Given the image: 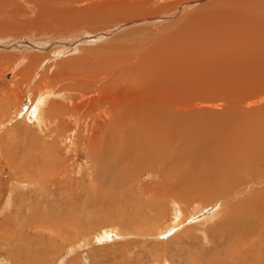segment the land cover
Segmentation results:
<instances>
[{
    "label": "rangeland",
    "instance_id": "obj_1",
    "mask_svg": "<svg viewBox=\"0 0 264 264\" xmlns=\"http://www.w3.org/2000/svg\"><path fill=\"white\" fill-rule=\"evenodd\" d=\"M73 1H78L77 5L73 4L77 15L91 17L81 26L95 27L91 28L96 32L111 30L108 36L99 35L90 46H111L115 38H120L125 50H140L137 60L128 63L133 66L123 70L125 81L120 89L127 91L128 98H135L133 94L141 92L140 89L150 88L157 93L168 89L175 123L192 129L208 128L212 121L222 124L225 117L214 113L224 112L228 107L237 108L247 112L248 120L251 118V132L246 135L250 132L251 138L254 135L257 140L264 141V118H256L264 115V28L255 23L261 15L259 10H263L255 4L263 5L260 2L264 0H251V6L243 0L247 4L244 7L248 6L246 10H242L241 0L231 1L232 6L230 2L227 6V0H220L224 4L218 0ZM236 1L242 3L238 4L241 9H237ZM24 3L17 2L21 6ZM181 5L182 10H177ZM25 6L23 11L32 8ZM231 8L236 10L228 16ZM249 8L253 10L251 19L248 15L249 19L243 18ZM207 10L214 12L206 14ZM172 12L174 14L169 15ZM255 12L258 15L254 17ZM218 14L223 15L221 21ZM100 17L106 19L104 23L99 22L104 21ZM191 21L193 23L189 24ZM208 21L210 26L216 25L209 27ZM232 22L238 26L233 27L234 36L228 37V31L225 33L219 27ZM2 29L0 35L10 36H15L14 32L19 30ZM248 29H251L249 50L244 45L245 39L250 38ZM223 35L234 43L244 42V48L234 43L223 47L220 42ZM6 48L7 45H0V62L9 60L0 63V264H264V221L255 225L248 246L235 251L227 230L220 225L225 212L219 216L217 211H211L214 204L222 203L225 209V202H238L231 209L234 211L231 218L235 220L242 210L241 214L247 213L251 195L264 188L262 149L254 147L251 150V155L252 152L256 155L252 165L247 155L238 160L243 166L224 182V186L234 183L235 187L230 191L232 198L228 199L212 201L211 198L208 202L204 199L206 194L219 189L213 185L217 183L216 174L197 178L196 172L191 171L192 176L184 178L187 174L174 173L171 169L161 171V166H142V169L141 163L130 165L128 171L126 168L113 170L115 176L126 171L123 186L107 187L109 179L101 173L104 166L92 152L96 147L92 151L87 147L90 138L74 120L70 123L75 133L70 129L66 133L63 126H56L54 122L41 129L24 119L32 97L29 93L34 86L32 82L55 60L44 63L37 73L31 74L26 72L28 69L19 71L27 64V60L20 61L21 54L25 53L18 54ZM209 48H214V52ZM46 51L38 52L44 54ZM154 52L157 54L153 55ZM18 59L19 65L10 69ZM136 62H140L139 67ZM31 77L25 87L24 83ZM18 85H22V90L17 89ZM12 88L16 92L19 90L18 97L11 95L12 100H7L5 93ZM51 98L52 93H49L44 103L47 105ZM135 101L128 102V109L138 108ZM238 126L243 127L242 124ZM104 133H100L102 144L106 142ZM236 161L227 159V162ZM223 170L221 167L216 173L225 175ZM199 181L209 186L195 193ZM256 215L261 221L258 213ZM109 229L111 233L104 238Z\"/></svg>",
    "mask_w": 264,
    "mask_h": 264
},
{
    "label": "bare ground",
    "instance_id": "obj_2",
    "mask_svg": "<svg viewBox=\"0 0 264 264\" xmlns=\"http://www.w3.org/2000/svg\"><path fill=\"white\" fill-rule=\"evenodd\" d=\"M18 1H23L25 2V5H31L32 8L23 11V8H26L27 6L24 4V6L18 5ZM223 1H228V4L225 3L227 6L230 2L229 6H232L231 1L235 0ZM241 1L243 2V0ZM245 1H248L250 3L249 6H251V0ZM77 2L78 1L73 0H0V15H7L6 17L0 16V30L2 27V30L19 29L14 32L16 33L15 36L5 34L0 35V45L5 44L7 45L6 49L16 50L17 53H25L24 55L21 54L20 61L27 60V64L23 67L21 66L22 68L19 71L28 69L29 71L26 72L33 74L41 68V65H44V63L46 64L49 61L51 62L55 60L44 67L42 74L40 75L39 73L40 76H38V79L33 77L37 81L35 80L32 82L34 83V86L31 87L29 92L32 97H30L31 100L28 103V111L25 114L24 119H26V121L29 120V124L37 125L41 129H43V125L50 126L49 123L54 122L56 126H63L66 133L69 129L72 133H75V130H72V125L70 123L71 120H74L79 128L87 133V136L90 138V140L87 141V147L91 151L96 147L95 151L92 152L99 157V162L104 166L101 173H105V176L109 179L108 184L106 185L107 187L115 189L123 186L122 184L126 171L118 172L115 176V171L113 170L126 168L128 171L130 165L135 166L137 163H141L142 169V166H144V168L147 166L154 167L155 165L157 167L161 166V171L166 170L165 172H169L171 169L174 173L187 174L184 178L192 176L191 171L196 172L194 176H197V178L216 174L217 183L213 185L218 186L219 189L216 192L213 190V193L211 194H206L204 197L205 201L208 202L211 198H213L212 201L215 199H225L226 197V199L232 198L229 195L232 193L230 191L235 189V187H233L234 183H229L224 186V182L227 178L234 177L237 169L243 166L238 160H243L247 155L252 165L256 160V155L253 152L251 155V150L254 147H258L264 151V141L257 140L254 135L252 136L253 138L249 136L251 135V118L248 120V115L245 114L247 112H242L237 108H229L227 106L228 108H226L224 112H216L217 114L214 113L215 116L221 115V118L222 116L225 117V119L222 120V124H216L212 121L208 128L197 129L195 128L196 126L194 127L195 129H192L183 124L185 127L180 129V126L183 125L175 123L176 120L174 121L173 109L170 101L171 97L168 89L161 93L154 92V90H151L150 88H147V90L140 89L141 92L133 94L135 95V98H128L127 91H121L120 89V85L125 81L123 80V70L126 66L129 68L133 66L128 63L130 61L134 62L137 55H139V53L141 54L140 50H125L121 45L120 38H115V43L111 46H109V44L106 46H90L95 43L96 38H98L99 35H107L111 30L107 29L104 32L99 30L96 32L92 31L93 29H96L95 27L93 28L91 26L92 29L90 26H81L84 23H88L91 17L88 19V17H82L84 14L82 16L81 14L77 15V9L73 7V4L76 3L75 5H77ZM236 2L237 6L238 4L241 6L242 3L240 4V2ZM260 3H263V5L259 3L255 4V6L263 9H260L261 11L259 10L261 15L257 16L258 21H255V23L264 28V19L261 18L264 16V2L261 1ZM243 4L241 6L242 10H246L248 6H244L247 4ZM186 5L188 4H185V6ZM182 7L183 5L177 10H182ZM223 7L224 5L222 6V9H224ZM225 8L227 7L225 6ZM237 9L241 8L238 6ZM251 9L249 8V13L246 11L248 14L246 13L243 18L248 15L251 19V13L253 11ZM82 10V12H84V9ZM234 10H236V8L228 9V16ZM212 11L214 12V10ZM212 11L210 12L207 10L206 14H208V12L212 13ZM59 12H64L65 15H58ZM200 12L203 13L202 11ZM222 12L223 11L221 10V13ZM256 13L257 12L253 14L254 17L255 15H258ZM173 14L174 13L172 12L169 15ZM57 15L59 18L61 17V19H58ZM223 15L226 16L225 13H223ZM223 15L218 14V16H220V21L223 19ZM248 16L246 19H249ZM211 17L212 16L210 15V18ZM227 17L224 18L225 21ZM100 18L104 21L99 22L104 23L106 19H103L102 17ZM205 19H207L206 16ZM148 20L149 19H147V21ZM193 21L189 24L193 23ZM200 25L202 26L203 24ZM213 25L216 24H212V26L209 25V27H213ZM193 26L195 25L193 24ZM235 26L238 25H233L232 22L219 28L225 33L228 31V37H232L234 34L231 32ZM248 33L250 34V38L247 35V37L245 36L249 39H245L244 45H247L245 49L249 50L251 49V29H248ZM132 42L136 43V40H132ZM220 42L223 47H227L234 43L233 40L230 41L229 38L227 39L226 35L221 37ZM243 43L234 44H238L242 47ZM64 45H67V47ZM220 48L222 47L220 46ZM209 49L213 52L215 50L214 48ZM216 49L219 50V48ZM34 50H36V52H32ZM38 51L46 52L43 54V52L40 53ZM154 54H157V52H154L153 55ZM15 59L17 60V58ZM6 61L9 62V60H5L0 63L5 64L7 63ZM18 61L9 66L10 69L12 66L13 68L17 67L20 63V61ZM10 62H12V60H10ZM139 63L137 65L138 67L140 65ZM6 65L8 66L9 64ZM136 68L137 67H135V69ZM21 73L23 74V72ZM21 73L19 72V74ZM64 73L69 74L64 76ZM26 75L27 74H25L24 77ZM30 79L32 80V77L29 78V80L27 79L28 81L24 83L25 87L26 84L31 81ZM65 79L70 82L64 83L63 80ZM72 79H75L76 82L73 83ZM78 84L81 86H76ZM22 85H18L17 89L22 90ZM25 87L23 89H25ZM15 90L16 89L12 88L10 92L7 91L5 93L7 100L11 99V95H13V97H18L17 92L19 90L17 92ZM133 92H135V89H133ZM49 93H52V98L47 100L48 104L46 105L44 102H46ZM125 100H127V103H125ZM131 101H135L138 108L133 107L135 110L128 109V102L130 103ZM136 104L133 105L136 106ZM80 113L82 114L81 117H79ZM176 115L178 116V114ZM187 115L188 114H186V116ZM64 117L66 118L65 120L63 119ZM256 118L263 119L264 115ZM239 124H242L243 127L239 128ZM244 127L247 129H243ZM101 131L105 132L103 136L106 138L105 144H102V139L100 138ZM248 131H250L249 135H246ZM226 149H232V151H225ZM228 158H233L237 161L227 162ZM104 160H106V162H103ZM99 162L95 161L98 166ZM123 162L126 163L125 166H123ZM171 165L173 166L171 167ZM221 167H224L223 172L225 175H218L216 173ZM188 179L190 181V178ZM203 186L207 187L209 185L199 181L198 187H195L194 189L195 193L200 189L202 190ZM106 190L107 189H105V191ZM182 191L184 192L185 190ZM227 192H229L227 196H224ZM185 195L187 196V194ZM179 198L181 199V197ZM249 200L251 201V204H249L246 209L247 213L241 214L244 212V210H242L241 213L237 214L235 220H233L235 217L233 219L231 218L232 213H234L231 209L235 208L238 202H225V209L223 208L224 205H222V203L214 204L212 207L210 206L211 209L214 207L211 211H217L219 214L225 212L222 216L220 225L221 228L225 227V230H227L228 236L232 239L230 243H234L235 251H240L242 248H245L243 246L247 243L249 244L251 241L250 238L254 236L253 229L255 228V225H259L260 222L264 221V188L259 190L256 195H251ZM216 205L218 206L217 208H215ZM197 206L198 205L195 207ZM256 207H259L262 210ZM255 212L258 213L261 221L258 219ZM212 213L215 214L214 212ZM221 214L219 216H221ZM210 219H212V217ZM262 230L264 232V228H262ZM112 232H114L113 229ZM109 233H111L110 229L108 234L107 232L105 233L104 238H107Z\"/></svg>",
    "mask_w": 264,
    "mask_h": 264
}]
</instances>
